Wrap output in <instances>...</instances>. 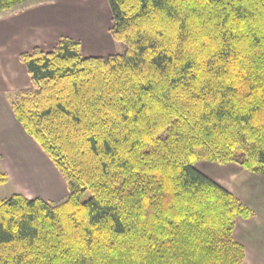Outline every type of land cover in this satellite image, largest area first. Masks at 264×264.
Returning <instances> with one entry per match:
<instances>
[{"label": "trees", "instance_id": "obj_1", "mask_svg": "<svg viewBox=\"0 0 264 264\" xmlns=\"http://www.w3.org/2000/svg\"><path fill=\"white\" fill-rule=\"evenodd\" d=\"M107 2L122 53L19 55L12 113L68 195L0 198V264H242L251 211L194 164L264 177V0Z\"/></svg>", "mask_w": 264, "mask_h": 264}, {"label": "crops", "instance_id": "obj_2", "mask_svg": "<svg viewBox=\"0 0 264 264\" xmlns=\"http://www.w3.org/2000/svg\"><path fill=\"white\" fill-rule=\"evenodd\" d=\"M49 2L56 3L55 0ZM15 7L0 14V169L7 174L14 193L52 203L67 197L66 183L17 122L9 100L17 92L31 88L27 70L19 59L21 53L30 52L35 47L48 52L62 36L77 41L78 38L58 32L56 26H48L47 15L38 11L13 17ZM93 51L91 48L83 51L80 44L84 57L106 56L93 54ZM231 168L227 183L221 179L215 181L251 211L249 218L235 219L232 237L244 248L242 264H264V183H241L252 173L237 165Z\"/></svg>", "mask_w": 264, "mask_h": 264}, {"label": "rangeland", "instance_id": "obj_3", "mask_svg": "<svg viewBox=\"0 0 264 264\" xmlns=\"http://www.w3.org/2000/svg\"><path fill=\"white\" fill-rule=\"evenodd\" d=\"M49 1L50 0H28L24 4L15 7L12 10V16L16 17V14L19 13L24 14L38 11L47 15L49 23H46L48 26H56L58 32L78 38L83 51H86L87 48H91L95 50L93 54L96 53L106 56L108 54L123 52L124 45L114 40L110 33V27L112 25L111 11L107 0H55L56 3H51ZM50 30L55 29L51 28ZM227 166L229 168H224ZM194 167L214 181L216 179H221L227 183L228 175L233 169L231 167H236V165H220L207 161H198L194 164ZM241 183H247V185L264 183V177L259 174H251L248 179ZM13 193L11 182H7L0 186V198H8ZM82 198L84 200L87 199L88 194L85 193ZM61 201L63 200L59 199L52 203H59Z\"/></svg>", "mask_w": 264, "mask_h": 264}]
</instances>
